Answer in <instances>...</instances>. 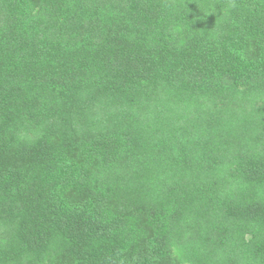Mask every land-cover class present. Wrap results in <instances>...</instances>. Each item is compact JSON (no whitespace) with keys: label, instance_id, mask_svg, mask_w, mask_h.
Listing matches in <instances>:
<instances>
[{"label":"trees","instance_id":"trees-1","mask_svg":"<svg viewBox=\"0 0 264 264\" xmlns=\"http://www.w3.org/2000/svg\"><path fill=\"white\" fill-rule=\"evenodd\" d=\"M0 264H264V0H0Z\"/></svg>","mask_w":264,"mask_h":264}]
</instances>
